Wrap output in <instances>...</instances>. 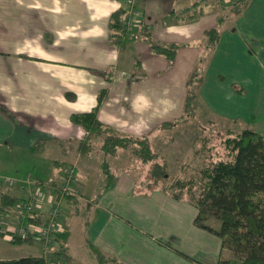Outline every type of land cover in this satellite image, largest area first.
Instances as JSON below:
<instances>
[{"label": "crops", "instance_id": "1", "mask_svg": "<svg viewBox=\"0 0 264 264\" xmlns=\"http://www.w3.org/2000/svg\"><path fill=\"white\" fill-rule=\"evenodd\" d=\"M234 1L137 0L126 27L129 47L121 51L109 37L108 22L113 11L126 8L125 0H0V151L14 164L20 152L48 155L53 150L57 159L49 163L63 168L57 186L73 167L78 198L92 197L87 201L92 213L83 224L86 245L125 264H196L180 253L202 264L217 262L219 239L193 224L196 209L187 202L156 189L134 195L132 175L109 165L113 180L101 191L100 164L99 170L78 165L86 157L74 144L85 132L69 117L95 107L106 89L98 119L118 134L149 138L182 114L186 79L203 49L204 30L218 27L219 39L205 57L193 102L214 116L264 132V0H248L232 14ZM145 26L152 41L178 46L172 61L151 51L141 37ZM36 142L43 143L39 152L31 149ZM31 170L32 185L43 183L36 165ZM91 183L97 188L89 189ZM1 193L23 199L3 182ZM60 225L69 231L68 250L71 231ZM7 245L16 246L5 234L0 254ZM42 247L49 253L50 246Z\"/></svg>", "mask_w": 264, "mask_h": 264}, {"label": "trees", "instance_id": "2", "mask_svg": "<svg viewBox=\"0 0 264 264\" xmlns=\"http://www.w3.org/2000/svg\"><path fill=\"white\" fill-rule=\"evenodd\" d=\"M126 8H118L110 14L108 29L112 43L121 51L129 47L125 39L129 14L135 12V3ZM248 0H235L229 11L237 14L244 8ZM142 39L148 42L153 53L163 55L169 61L174 59L178 46L175 44L162 45L151 40L146 26L143 28ZM204 44L201 54L194 68L189 73L185 83V95L182 114L173 122L162 123V127H169L172 123L185 122L193 115V100L203 82L206 68V55H210L219 39L218 27H210L204 30ZM109 74V72H105ZM107 79H110L107 77ZM241 93L240 88H234ZM106 89H102L97 97V104L89 111L73 113L70 122L80 126L85 134L74 144V149L81 157H87L93 150V141L100 140L99 149L104 155H114L118 149L129 151L142 161H150L157 153L150 151L148 138L134 137L118 134L110 126L103 124L97 117L98 108L106 97ZM70 99L73 94L67 93ZM235 122V121H233ZM224 153L216 159H209L202 165L195 175L188 178L174 177L173 181L161 186L174 200H186L195 209L196 214L193 224L218 237L221 254L215 264H264V132H259L252 127H244L233 135L226 136L222 140ZM43 143L36 142L31 147L33 151H41ZM103 174L101 191L107 190L113 180V173L106 163L101 162ZM72 174L75 181L73 168ZM165 175L164 163L154 162L151 178L158 185ZM157 183V184H156ZM60 186H50L55 200L51 203L53 210L57 212L56 224L60 223V202L68 201L74 207V213H78L79 193L74 182L70 183L74 192L60 191ZM18 200L9 193L0 194V216L8 213ZM59 219V221L57 220ZM47 224L42 213H29L20 220L19 225ZM88 225L87 220L84 222ZM61 226V225H60ZM62 227V226H61ZM10 234V243L21 245L25 243L42 242L45 246L54 245L49 254L59 261L71 262L73 258L67 253L65 243L69 231L62 228L60 231H50L49 240L37 238L30 233L25 236L15 231L2 230L0 223V237ZM52 243V244H51ZM92 254L94 264H125L115 257L100 252L96 247L87 244ZM177 251V250H176ZM183 257L202 264L180 253ZM47 253L40 255H24L14 258L0 259V264H47Z\"/></svg>", "mask_w": 264, "mask_h": 264}, {"label": "rangeland", "instance_id": "3", "mask_svg": "<svg viewBox=\"0 0 264 264\" xmlns=\"http://www.w3.org/2000/svg\"><path fill=\"white\" fill-rule=\"evenodd\" d=\"M193 108V115L189 117L187 121L172 123L169 127H162L160 125L158 129L153 131V134L148 138V142L150 151L152 153H157V156L150 161H142L127 150H118L115 155H109L115 157V160L112 161V157H108L100 151L98 148L100 140L95 139L93 141V150L89 157H86L85 160L81 159L78 165L96 169L95 166L97 163L100 164L104 162L106 165L111 166L113 170L125 168V171L127 170V172H125L127 173L126 175H132L135 180L131 189L134 195H136L138 191L139 193L152 189L161 191V186H165L172 182L174 177H191L195 175L198 169L208 162L209 159H216L218 156H222L224 153L222 140L226 136L233 135L244 127L256 128L253 124H247V122L243 124L241 122L227 121L221 117L214 116L202 104L197 102H193ZM173 121L172 119L171 122ZM48 153V155H33V153H29V151L20 152L18 160L14 161L15 163L13 164L4 152L0 151V170L3 172V176L0 175V177L14 179L11 185H5L14 187L19 197L23 199L27 198L31 193L38 192L41 194L40 200L43 209H49L52 206L49 200V197L53 196L50 186L59 184L60 180H58V178L63 172V168L55 167L48 161V159L50 161L57 159L55 156H52V154L55 155L53 150H49ZM107 158H110V163L107 161L109 160ZM154 162L164 163L165 165L164 178L161 179L162 181H160L158 185H155L151 178ZM33 164L36 165L38 169L37 172L39 171L37 176L43 181V183L40 181L37 183H41L40 185H32L31 183L32 180L36 181L34 178L35 174L31 170ZM68 167L69 166L64 168V170ZM69 168L72 169L73 167L70 166ZM14 169H18V172L14 171ZM96 170H99V168ZM91 173L88 172V176L92 177L93 175H97ZM28 174L30 175V182L26 180ZM115 175H118V172L115 173ZM0 183L2 182L0 181ZM95 185V183H91L89 189H92V187L95 188ZM76 188L79 193L81 191L80 187L76 186ZM161 192L167 195L165 192ZM55 197L53 200H55ZM82 198L87 200H85V202L78 198L79 206L77 214L73 213L74 207L68 203V201L62 200L60 202V223L71 231V239L68 242L67 253L73 259L71 262H65L63 260L60 262L51 254L47 253V264H94L92 254L85 244L83 233V224L90 218L92 213L91 210L93 206L87 202L90 201L89 199L92 197L82 196ZM182 201L190 204L184 199ZM12 215L13 214H9V216H6L3 214L0 216V218L6 221L4 225L1 223L3 228H6L5 231L15 230V224H10L8 221V218ZM57 220L59 221V219ZM181 224L186 226L187 223L182 219ZM7 226L10 228H7ZM60 228L62 227L60 226ZM187 242H190V239H188ZM42 246L43 243L40 241L16 246L7 245L5 251L0 255L3 257L2 259H4L27 255V253L41 254L43 253ZM50 249H55V246L53 244L50 245Z\"/></svg>", "mask_w": 264, "mask_h": 264}, {"label": "built area", "instance_id": "4", "mask_svg": "<svg viewBox=\"0 0 264 264\" xmlns=\"http://www.w3.org/2000/svg\"><path fill=\"white\" fill-rule=\"evenodd\" d=\"M135 0H125V3L127 5H133ZM27 182H30V175L28 174L27 176ZM0 181L3 182L4 184L11 185L14 182V179L11 178H2L0 177ZM74 181L73 174L71 168H68L65 171L64 177L62 179V183L60 186V191H65V192H74L75 189L74 187L71 188L69 186L70 183ZM41 194L38 192L36 193H31L27 198L24 200H18L15 205L11 208V210L6 213L5 215L9 216V214H13L8 218L9 223H14L15 224V232L21 236H25L27 233H30L31 235L37 237V238H45L46 240H49V233L50 231H55V230H61L59 224H56V215L57 212L56 210L49 208V209H43L42 208V202L40 200ZM42 213L45 215V218L47 220V224H32L28 223L26 226L19 225L20 220L24 219L27 214L29 213ZM5 220L0 218V223L3 225L5 224ZM1 224V225H2ZM12 227V226H11ZM7 228H10L7 226ZM13 231V232H14ZM10 236V235H9ZM11 237V236H10Z\"/></svg>", "mask_w": 264, "mask_h": 264}]
</instances>
